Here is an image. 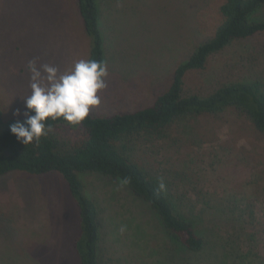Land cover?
<instances>
[{
    "label": "rangeland",
    "instance_id": "1",
    "mask_svg": "<svg viewBox=\"0 0 264 264\" xmlns=\"http://www.w3.org/2000/svg\"><path fill=\"white\" fill-rule=\"evenodd\" d=\"M101 2L109 75L101 104L90 111L96 115L152 104L171 84L176 66L212 37L223 19L224 0ZM258 17L264 18V7ZM89 53L77 0H0L4 116H24L30 61L63 73ZM255 78L264 80V54L252 40L235 41L211 55L204 70L188 73L185 90L207 95L221 83ZM54 132L61 140L71 135ZM125 143L150 175L167 180L175 193L192 195L188 217L202 234L231 240V249L242 252L246 263L264 264V134L248 118L230 111L188 117ZM87 179L100 206L105 264L218 263L216 248H178L154 211L124 184L96 174ZM78 232V207L60 173L0 176V264H79Z\"/></svg>",
    "mask_w": 264,
    "mask_h": 264
},
{
    "label": "trees",
    "instance_id": "2",
    "mask_svg": "<svg viewBox=\"0 0 264 264\" xmlns=\"http://www.w3.org/2000/svg\"><path fill=\"white\" fill-rule=\"evenodd\" d=\"M77 1L90 39L88 59L106 63L101 28L102 0ZM263 7L264 0H224L220 6L223 19L214 35L198 43L192 53L176 66L171 84L157 95L152 104L137 110L105 115L90 112L89 117L76 126L63 119L49 120L51 131L38 143L34 141L24 145L11 133L10 127L17 121L24 122L25 117L6 118L0 103V176L16 171L34 175L58 172L62 175L79 212V232L75 239L79 264H105L101 247L100 206L90 190L89 174L105 176L128 187L154 211L166 236L178 248L194 252L216 248L214 252H219L217 264H248L243 260L242 252L231 249V240L227 242L221 237L209 239L202 234L188 217L190 212L186 206L195 201L192 195L175 193L167 180L150 175L131 158L125 142L136 134L162 132L180 119L218 115L226 111L248 118L254 128L264 134L263 79L224 82L207 95L185 90L188 73L204 70L211 55L235 41L252 40L264 54V18L258 17ZM60 129L71 135L61 140L54 132ZM125 180L128 182L124 183ZM161 181L166 185L165 191L159 189ZM253 206V202H249L251 216H254ZM258 255L262 259V254ZM249 262L253 264V261Z\"/></svg>",
    "mask_w": 264,
    "mask_h": 264
},
{
    "label": "clouds",
    "instance_id": "3",
    "mask_svg": "<svg viewBox=\"0 0 264 264\" xmlns=\"http://www.w3.org/2000/svg\"><path fill=\"white\" fill-rule=\"evenodd\" d=\"M28 70L31 93L25 98V120L10 127L11 133L24 145L38 143L46 136L51 131L49 120L63 119L69 125H80L101 104L99 93L108 87L107 64L95 59H78L63 73L51 64L38 67L33 60ZM16 115H20L19 110ZM159 189L166 190L163 181Z\"/></svg>",
    "mask_w": 264,
    "mask_h": 264
}]
</instances>
